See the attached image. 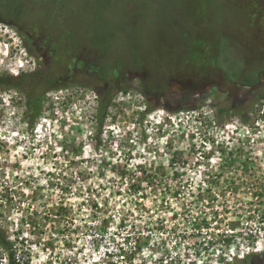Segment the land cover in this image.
<instances>
[{
	"label": "rangeland",
	"instance_id": "rangeland-1",
	"mask_svg": "<svg viewBox=\"0 0 264 264\" xmlns=\"http://www.w3.org/2000/svg\"><path fill=\"white\" fill-rule=\"evenodd\" d=\"M34 72L32 126L0 90L21 262L264 264V0H0V75Z\"/></svg>",
	"mask_w": 264,
	"mask_h": 264
},
{
	"label": "trees",
	"instance_id": "trees-1",
	"mask_svg": "<svg viewBox=\"0 0 264 264\" xmlns=\"http://www.w3.org/2000/svg\"><path fill=\"white\" fill-rule=\"evenodd\" d=\"M41 76L42 74L40 72L29 74L20 73L16 74L15 76L10 74L0 75V90H14V92L23 94L25 114L29 118V126H32L33 122L38 119L43 109L42 96L38 92L37 86L41 84V81L46 82V85H49L50 83V80H47V78L44 77L43 79H41ZM29 80L31 82H28ZM26 85H28V88ZM26 88L28 90H26ZM120 91L126 93L125 89H121ZM96 99L97 106L95 112L99 126H101L106 119L107 111L112 100V95H110L109 93H104L102 95L97 93ZM152 110L153 109L150 107V105L147 104L144 109L143 115L149 114L150 112H152ZM0 253H2L4 257L5 264H29V261H26L25 263L21 262V259L16 255L17 250L15 248V245L12 244L3 226H0Z\"/></svg>",
	"mask_w": 264,
	"mask_h": 264
}]
</instances>
